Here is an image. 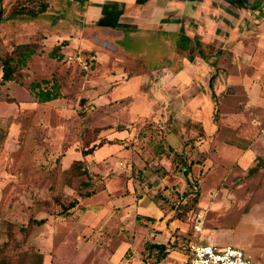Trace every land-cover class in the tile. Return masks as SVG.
<instances>
[{"label": "rangeland", "instance_id": "1", "mask_svg": "<svg viewBox=\"0 0 264 264\" xmlns=\"http://www.w3.org/2000/svg\"><path fill=\"white\" fill-rule=\"evenodd\" d=\"M2 5L0 76L2 58L16 44L34 41L43 52L29 60L19 81L2 83L0 77V132H5L0 145V246L9 238L7 223L22 239V225L46 218L22 242L23 250L44 254L43 264H185L191 241L233 245L254 264H264L262 73L249 74L255 90L247 80L230 84L225 77L218 80L216 73L213 89L205 83L213 94L208 101L198 99L202 103L195 119L184 111L180 130L190 143H183L175 132L162 141L170 130L167 125L178 118L168 99L152 96L144 83L136 92L135 86L133 91L122 82L131 72L148 71L149 77L155 67H182L175 33L158 31L144 37L120 29L87 28L81 12L66 0H2ZM98 36L113 45L97 48L92 42ZM55 46L62 59L50 56ZM117 69L128 74L117 75ZM52 77L61 82L62 97L38 102L30 93L31 83L44 86L43 80ZM122 84L124 89L119 88ZM161 98L162 111L145 113L161 106ZM208 121L216 132L195 144L192 138L203 136ZM117 124L128 125L124 139H108L118 134ZM87 126L101 127L100 135L108 141L83 155L81 131ZM169 144L174 149L167 148ZM182 152L187 160H195L188 172L191 182L182 170ZM240 156H251V161L243 162ZM76 159L85 160L89 174L68 180L66 169ZM158 177H165V187L153 190ZM193 187L199 191L197 200L191 193L184 195ZM92 189L94 194L83 195ZM57 197L66 203L78 199V204L64 215ZM141 211L157 217L150 220ZM162 214H168L170 223L166 219L155 225ZM200 215L203 228L196 231ZM149 231L163 234L160 240L168 246L166 257L156 263L157 250L147 247L152 242Z\"/></svg>", "mask_w": 264, "mask_h": 264}, {"label": "crops", "instance_id": "2", "mask_svg": "<svg viewBox=\"0 0 264 264\" xmlns=\"http://www.w3.org/2000/svg\"><path fill=\"white\" fill-rule=\"evenodd\" d=\"M66 1H70L75 9L81 12L80 14L84 18L83 23L87 28L120 29L130 33H140L144 37L158 31L176 34L175 52L176 56L179 55L183 59L182 67L179 65L160 69L155 67L150 70L149 77L145 75V73L148 74V71L131 72L122 82L124 85L132 86L133 91L135 86L136 92L141 91L138 84L144 83V86H150L151 91H149L153 93L152 96L161 95L165 100L168 99L167 103L173 107V109L171 107V112H175L178 118H173V122L167 125L170 130L161 137L164 138L163 140L175 132L176 136L184 143L186 135L180 130L185 124L184 111L187 110L191 114L192 118L190 119H195L202 103L198 99L203 96L205 101H208V98L213 94V91L211 89L209 91L205 84L213 74L218 73V80L225 77L224 80L230 84L247 80L250 90H255L257 85L254 86L255 80L249 74L258 70L264 75V0ZM97 39L96 42H92L98 45L97 48L108 45L110 47L111 42L104 38L101 39L100 36ZM211 60L216 62L212 63ZM117 70V75L125 77L128 74L126 69ZM141 73L143 75H140ZM120 78L116 77V79ZM201 82L204 83L203 88H201ZM229 83H226V86L230 85ZM123 84L119 88L124 89ZM262 87L261 90H264ZM145 91H147L146 88ZM215 91H217L216 87ZM160 101H162L161 106H152L149 110L147 108L145 113L162 111L164 108L162 98ZM207 123V131L203 133V137L198 139V142L211 138L210 136L216 132L215 125L210 121ZM127 127L128 125L123 130L115 127L118 134L108 139H124ZM239 158L243 162L244 160L251 161V156H240ZM167 171H170L169 167H167ZM164 183L165 177H158L157 182L153 184V190H157V187L162 184L165 187ZM129 202L131 201H121L120 203ZM141 213L146 217H157L145 211H141ZM158 219L160 222H156L155 225L166 219L167 224L171 221L168 214L167 216L162 214L158 216ZM149 232L152 235L150 244H165L166 241L160 240L163 234L156 235L153 231ZM188 256L189 252L185 253V264Z\"/></svg>", "mask_w": 264, "mask_h": 264}, {"label": "trees", "instance_id": "3", "mask_svg": "<svg viewBox=\"0 0 264 264\" xmlns=\"http://www.w3.org/2000/svg\"><path fill=\"white\" fill-rule=\"evenodd\" d=\"M0 7H1V0H0ZM3 8V13H4ZM3 17V14L0 18V21ZM67 42L64 41L60 45H64ZM59 46H55L53 50L50 51V56L57 59L63 58V53H57V50ZM43 51L39 50V44L34 41H27V42H21L14 46L12 51L4 56L2 58V76H1V82H10V81H19V78L21 77V70L27 66L29 60L36 54H41ZM91 66L94 67V64H91ZM215 74H213L209 80V85L213 89L214 87V80H215ZM46 84L42 86V83L39 81H34L30 85V93L35 96V99L38 102L45 103L52 100H56L58 98L62 97V89H61V82L58 78L52 77L50 79L43 80ZM13 101V99H11ZM82 103H85V100L81 99ZM119 130L125 129V126L123 124H117L115 126ZM102 131L101 127H95L91 129L89 126L84 128L81 131L82 135V141H83V148H82V154L83 155H89L96 151L97 147H101L107 142L106 138L104 136H101L100 133ZM5 132H0V145H3V142L5 141ZM204 136V134H203ZM198 136L196 138H192L193 142L195 143L200 137ZM141 140H144L145 135L144 132L142 135L138 137ZM117 140V139H116ZM163 141V139H162ZM184 143H190L189 140H185ZM167 148H173L172 145H168ZM178 152V151H177ZM176 153V151H175ZM178 154V153H177ZM183 154L184 158V167H182V170H184L187 174V178L189 182H191V178L188 176V172L191 170L192 166L195 163L194 159L187 160L186 153ZM176 167H179V164H177ZM180 168V167H179ZM68 173L70 174L68 180L73 179L75 176L80 175H88L89 169L87 165L85 164V160L83 159H76L74 160L68 169H66ZM95 189L87 190L83 195L90 196L95 193ZM191 195L194 197L195 200L199 197V191L195 190V187L192 188L191 191L186 190L184 192V195ZM57 204L60 205V213L64 215H69L73 208H75L78 204V199H73L69 202H65L60 197L56 198ZM180 212V210H179ZM149 219H154V217L147 216ZM47 221L46 218H32L30 219L29 225L21 226V231L24 233V237L22 239H19L17 235L13 232L12 226L10 223H7V231H8V240L4 242L0 246V264H43L44 263V254L37 250V249H25L23 250V240L26 241V238L28 237L31 228L34 225H42ZM190 243V242H189ZM147 247L149 250H158V257L154 260L155 263L160 261L161 259L165 258L168 252V246L164 243H155V244H147ZM189 252L188 247H186V253Z\"/></svg>", "mask_w": 264, "mask_h": 264}, {"label": "built area", "instance_id": "4", "mask_svg": "<svg viewBox=\"0 0 264 264\" xmlns=\"http://www.w3.org/2000/svg\"><path fill=\"white\" fill-rule=\"evenodd\" d=\"M203 219L200 215L195 225L202 231ZM189 256L186 264H254L252 258L239 247L218 245L213 242L191 241L188 244Z\"/></svg>", "mask_w": 264, "mask_h": 264}, {"label": "water", "instance_id": "5", "mask_svg": "<svg viewBox=\"0 0 264 264\" xmlns=\"http://www.w3.org/2000/svg\"><path fill=\"white\" fill-rule=\"evenodd\" d=\"M2 12H3V5H2V0H1V7H0V18L2 16Z\"/></svg>", "mask_w": 264, "mask_h": 264}]
</instances>
